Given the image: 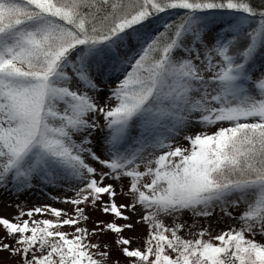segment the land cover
<instances>
[{"label":"snow or ice","instance_id":"1","mask_svg":"<svg viewBox=\"0 0 264 264\" xmlns=\"http://www.w3.org/2000/svg\"><path fill=\"white\" fill-rule=\"evenodd\" d=\"M3 194L0 264H264V0H0Z\"/></svg>","mask_w":264,"mask_h":264},{"label":"rangeland","instance_id":"2","mask_svg":"<svg viewBox=\"0 0 264 264\" xmlns=\"http://www.w3.org/2000/svg\"><path fill=\"white\" fill-rule=\"evenodd\" d=\"M213 130L214 129H210V131H213ZM181 143L184 144L185 146H187L186 141H181ZM57 194H61V193H57ZM20 199L26 202V205L28 208H31L34 205L51 204L53 207H56V208H61V209L67 208L69 211L71 210V206L59 204V203H54L53 201L48 199L47 195H42L39 191L31 193V194H25V195L21 196ZM120 202H126V201L121 200ZM15 203H17V201L15 200V197H13L11 194L0 195V216H4L7 218H11L12 216H14L16 214V208L14 206ZM8 204H12L13 206L8 207L7 206ZM90 214L92 215L94 220L105 218L98 212H91L90 211ZM35 218L36 219H44V218H51V217L50 216H37ZM184 218L189 220V222H191L190 217L185 216ZM25 219H27V217H25ZM205 223L206 222L204 220H201V224H205ZM207 223L212 225V229H210L211 235L216 236L222 230H226L229 225L236 224V221L230 220L227 217L218 221L217 216H212V217L208 218ZM92 226L93 225L90 221L88 224V227L91 228ZM62 231L70 232V231H72V229L65 227L64 229H62ZM181 234L184 235V233H181ZM0 235H3L2 229H0ZM126 235L141 237V239H139V240H133L131 247L132 248L139 247L142 249L144 246L143 237H145L147 235V228L144 225H139V226H137V228L134 232L127 233ZM186 238H192V237H186ZM104 239L111 241L112 237L107 236V237H104ZM205 239H208V237L206 236ZM256 239L261 241V242H264V238H261L259 236H257ZM112 252H113L114 257H120L123 264H127V261H125L124 258L119 253V251L115 249V246H113ZM6 257H7L6 253H0V258H6Z\"/></svg>","mask_w":264,"mask_h":264}]
</instances>
